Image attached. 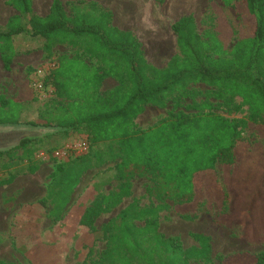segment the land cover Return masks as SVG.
<instances>
[{
  "label": "trees",
  "instance_id": "obj_1",
  "mask_svg": "<svg viewBox=\"0 0 264 264\" xmlns=\"http://www.w3.org/2000/svg\"><path fill=\"white\" fill-rule=\"evenodd\" d=\"M220 1L224 7H234L239 2ZM242 2L252 25L249 36H241L230 47L217 34L206 41L198 33L193 16H182L171 25L179 56L160 69L146 61L136 37L115 27L111 13L98 10L93 2L88 3V12L68 15L61 0H52L48 14L38 17L32 15L31 0H8L7 4L19 15L0 29V57L6 69L15 54L12 39L23 35L44 40L48 52L54 45L75 46L78 39H85V52L99 58L102 64L89 67L81 56H61L37 81L45 90L50 88L56 100L53 126L83 132L89 143L83 154L71 156L56 167L49 190L54 221L80 178L107 163H114L112 171L119 181L150 176L152 185L146 191L160 201H171L175 207L197 202L198 176L214 172L218 165L237 163L236 148L242 140L237 120L212 111L185 114L172 110L168 119L147 130L134 129L133 121L145 106L164 107L166 98L190 83H200L239 96L249 107L252 124L264 122V0ZM23 16L27 17L24 23ZM108 77L116 79L117 86L102 93V82ZM21 106V102L0 97V125H18ZM27 142L21 140L19 148L30 156L31 152L25 151ZM39 167L40 161L34 157L28 161L25 174L32 175ZM11 174L3 172L0 185L12 183ZM262 194L264 191L257 196L230 187L223 191L222 202L245 197L244 203H249L236 219L246 227L254 219L251 204ZM112 199H95L81 216L80 226L94 230L96 220L109 210ZM156 213L157 208L128 204L103 226L105 248L94 264L212 263L209 238L193 234L199 246L184 248L179 238L158 232ZM224 219L215 223L226 225ZM139 220L144 221V226L136 224ZM0 264L13 263L0 259ZM250 264H264V251L251 257Z\"/></svg>",
  "mask_w": 264,
  "mask_h": 264
},
{
  "label": "rangeland",
  "instance_id": "obj_2",
  "mask_svg": "<svg viewBox=\"0 0 264 264\" xmlns=\"http://www.w3.org/2000/svg\"><path fill=\"white\" fill-rule=\"evenodd\" d=\"M7 2L0 0V29L19 15ZM31 2L32 15L44 17L52 0ZM90 2L98 10L110 12L115 27L131 32L141 44L146 61L160 69L179 56L171 25L182 16H193L203 40L217 34L227 47L252 32L242 0L234 7H224L220 0H61L68 15L88 12ZM21 20L24 23L27 17ZM44 43L28 35L18 36L12 39L15 54L9 69L3 66L0 57V97L22 103L20 123L0 125V179L3 172H9L14 181L0 185V259L13 264H94L105 248L103 226L133 202L140 208H157L158 232L179 238L184 248L199 246L193 234L209 238L211 264H250L251 257L264 251V195L250 203L254 219L246 227L236 219L249 203H244L245 197L227 204L222 202L223 191L230 187L257 196L264 191V122L252 124L249 107L239 96L200 83H190L166 98L164 107L145 106L133 121L134 129L147 130L168 119L174 110L185 114L212 111L240 122L242 140L236 148L237 163L218 165L214 172L198 176L197 202L175 207L171 201H160L146 191L152 185L150 176L119 181L112 171L114 163H107L88 170L80 178L69 202L54 221L49 190L56 167L71 156L83 154L89 143L83 132L72 133L53 126L56 100L52 90L36 91L34 85L61 56H81L89 67L102 64L99 58L85 52L88 49L85 39H78L75 46L54 45L49 52ZM116 86V79L108 77L102 82L101 92ZM46 122L49 126H42ZM24 139L28 141L25 151L29 150L30 156L19 148ZM34 157L40 161L41 171L30 176L25 172L28 161ZM102 196L113 197L109 210L99 216L94 230L80 226L85 209ZM223 219L226 225L215 223ZM136 224L142 227L144 221Z\"/></svg>",
  "mask_w": 264,
  "mask_h": 264
},
{
  "label": "crops",
  "instance_id": "obj_3",
  "mask_svg": "<svg viewBox=\"0 0 264 264\" xmlns=\"http://www.w3.org/2000/svg\"><path fill=\"white\" fill-rule=\"evenodd\" d=\"M40 171H41V167H40V168H39L34 174H32V175L29 174V175H30V176L37 175V174L40 173ZM13 182H14V181H13ZM13 182H12V183H13ZM12 183H11V184H12ZM25 191H27V190H25ZM22 192H23V191H22ZM35 192L37 193L38 190L35 191ZM23 193H24V192H23ZM45 196H46V193H45V194H42L38 199H39V200H42ZM40 198H41V199H40Z\"/></svg>",
  "mask_w": 264,
  "mask_h": 264
},
{
  "label": "built area",
  "instance_id": "obj_4",
  "mask_svg": "<svg viewBox=\"0 0 264 264\" xmlns=\"http://www.w3.org/2000/svg\"><path fill=\"white\" fill-rule=\"evenodd\" d=\"M34 87H35V90L36 91L43 90V87H42V85L39 82H36L35 85H34ZM56 155H58V153H56Z\"/></svg>",
  "mask_w": 264,
  "mask_h": 264
}]
</instances>
